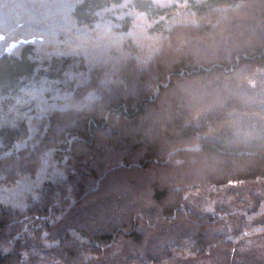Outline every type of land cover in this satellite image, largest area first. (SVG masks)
Returning <instances> with one entry per match:
<instances>
[{
    "label": "trees",
    "instance_id": "trees-1",
    "mask_svg": "<svg viewBox=\"0 0 264 264\" xmlns=\"http://www.w3.org/2000/svg\"><path fill=\"white\" fill-rule=\"evenodd\" d=\"M28 1L31 0H0L2 40H19L13 51L0 47V264H195L206 259L214 264H264V259L253 256L254 250L239 251L246 239L264 236V146H238L225 151L220 157L223 170L219 177L177 183L175 201L165 206L166 189L154 185L155 207L151 204L146 210L154 215L157 232L164 228V233L146 246L135 223L122 231L126 224L121 220L124 213L119 206L124 199L120 195L87 191L81 152L97 149L111 115L136 121L147 106L154 105V95L108 100L104 115L78 113L71 127L55 134L58 118L68 110L51 108L49 97L55 93L76 99L85 85L61 79L66 80V72L83 75L87 69L83 58L77 66L72 56L49 55L37 60L36 42L45 38L46 29L51 25L55 29L106 25L113 34L124 35L142 16L154 22L152 33L164 35L162 22L174 17L177 5L155 0H64L63 6L62 0H50L49 12L32 15L35 7L24 6ZM177 1L185 3L186 9L200 19L213 9L235 8L247 0ZM8 14L4 21L3 16ZM49 16L53 19L44 18ZM150 60L143 64V71L151 67ZM243 64L252 68L245 69L243 76L230 84L246 96L247 107L229 105L216 117L210 108L199 107L192 115L188 113L177 122L182 139L168 151L167 158L174 150L175 154L207 151L215 155L223 143L252 138L237 136V132L262 130L258 136L264 138V105L257 99L259 81H264V43L251 51L244 50L229 63L216 60L196 64L190 58L179 59L171 70L159 72L154 85L163 90L170 80L181 76L208 78ZM256 71L259 75H252ZM44 86L53 90L43 91ZM240 117L258 125L252 130L251 126H236ZM106 141L116 148L122 143L115 134ZM153 149L138 162L140 167L147 168L157 161L159 152ZM160 161L167 164L162 157ZM232 164L246 171L232 174ZM79 177L82 180L77 182ZM100 177L91 172L88 178L95 186ZM198 194L211 200L222 197L229 204L221 201L206 211L191 207L188 199Z\"/></svg>",
    "mask_w": 264,
    "mask_h": 264
},
{
    "label": "rangeland",
    "instance_id": "rangeland-1",
    "mask_svg": "<svg viewBox=\"0 0 264 264\" xmlns=\"http://www.w3.org/2000/svg\"><path fill=\"white\" fill-rule=\"evenodd\" d=\"M155 1L165 5H177L173 18L164 21L161 18L166 33L164 35L157 31L152 33L154 22L140 16L135 20L136 25L133 29L124 35L113 34L106 25H96L93 29L77 28L74 25L55 29L51 25L45 31V38L36 42L35 46L37 60L47 59L49 55L72 56L76 59L77 66L79 59L83 58L82 62L87 69L83 75H70L66 72L63 75L66 80L61 79L85 85L81 95H76V99L55 93L49 97V100L52 98L51 108L59 106L68 110L62 112L58 118L59 126L55 134L71 127L78 113H105L108 100H116L118 97L137 100L142 95H154L151 102L154 104L153 107L147 106L136 121H130L121 115H111L107 127L101 133L97 149L81 152L87 191H106L120 195L124 199V203L119 206L124 213L121 220L126 224L122 231H127L126 228L135 223V229L141 233L142 240L145 239L146 246L158 241L164 233V228L157 232L154 215L151 216L146 210L149 208L148 205H154L152 191L154 185L166 189V200L162 204L165 206L175 201L174 189L177 183L183 180L219 177L223 170L220 157L225 151L238 146H264V138L260 139L258 136L262 130H252L258 123L240 117L236 126H251L252 131L242 130V133H236L237 136H252L253 139L246 141L238 137L239 139L223 143L215 155L207 151L175 154L174 150L171 151L170 158L166 157L168 151L182 139L177 122L188 113L192 115L197 108L203 107L213 110V116L216 117L229 105L237 109L241 106L247 107L249 101L246 96L237 88L231 87L230 83L236 77H242L243 73L252 67L243 64L234 71L221 70L208 78L181 76L175 81L170 80L163 86V90L157 89L154 85L159 79V72L171 70L179 59L190 58L196 64L216 60L229 63L244 50L251 51L252 48L261 46L264 43V0H247L245 4L242 3L235 8H216L210 15L200 18L201 20L186 9L185 3L180 4L177 0ZM49 3L50 0H31L24 6L28 8L34 6L35 9L31 13L33 15L49 12L47 10L50 7ZM62 4L66 6L64 0ZM3 18L4 21L7 20L9 14ZM25 18L30 17L25 15ZM44 18L53 19L51 16ZM44 18L43 21H46ZM64 21L68 24L67 19L64 18ZM203 26L207 27V30ZM60 34H63L62 39ZM2 39L4 36L0 33V47L7 51H13L19 43V40L3 42ZM147 60L151 61V67L143 71L142 66ZM259 73L256 71L252 75ZM259 82L257 99L264 105V81ZM45 89L53 90L44 86L42 90ZM53 100H57V104ZM250 101H254L252 97ZM113 134L119 143L122 142L117 148L107 145L106 139L113 138ZM151 147L159 152L157 161H154V164L150 163L147 168H142L139 163ZM161 157L167 164H161ZM120 159L125 161L122 163ZM229 170L232 174L246 171L237 164H232ZM91 172L101 175L99 183L95 186L88 178ZM80 180L82 179L79 177L76 181ZM221 201L229 204V201L225 202L222 197L211 200L198 194L191 196L188 204L206 211V208L213 210ZM1 216L2 214L0 219ZM186 239L190 242L191 236L188 235ZM244 249H251L252 252L254 250L255 258L264 259V236L246 239V243L239 251ZM195 264L214 263L206 259Z\"/></svg>",
    "mask_w": 264,
    "mask_h": 264
}]
</instances>
